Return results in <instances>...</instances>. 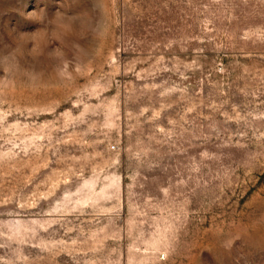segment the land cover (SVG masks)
I'll use <instances>...</instances> for the list:
<instances>
[{"label": "rangeland", "instance_id": "rangeland-1", "mask_svg": "<svg viewBox=\"0 0 264 264\" xmlns=\"http://www.w3.org/2000/svg\"><path fill=\"white\" fill-rule=\"evenodd\" d=\"M0 264H264V0H0Z\"/></svg>", "mask_w": 264, "mask_h": 264}]
</instances>
